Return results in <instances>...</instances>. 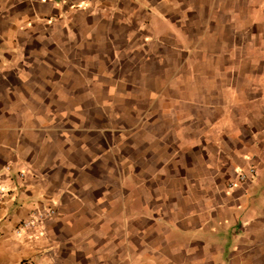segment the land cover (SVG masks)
<instances>
[{"label": "crops", "instance_id": "1", "mask_svg": "<svg viewBox=\"0 0 264 264\" xmlns=\"http://www.w3.org/2000/svg\"><path fill=\"white\" fill-rule=\"evenodd\" d=\"M0 185V264H264V0H0Z\"/></svg>", "mask_w": 264, "mask_h": 264}, {"label": "rangeland", "instance_id": "2", "mask_svg": "<svg viewBox=\"0 0 264 264\" xmlns=\"http://www.w3.org/2000/svg\"><path fill=\"white\" fill-rule=\"evenodd\" d=\"M102 77L101 74L93 75L95 86L92 107L85 105L84 97L79 98V102H83L78 105L79 114H82L83 119L85 116L88 117L87 121H83L81 124L83 126L91 125L94 128L109 127L110 130L130 129L137 123L134 121L135 99L129 91L114 89L112 84L109 89L104 88L101 82ZM153 110H155L154 107ZM90 115L93 118L89 117Z\"/></svg>", "mask_w": 264, "mask_h": 264}, {"label": "built area", "instance_id": "3", "mask_svg": "<svg viewBox=\"0 0 264 264\" xmlns=\"http://www.w3.org/2000/svg\"><path fill=\"white\" fill-rule=\"evenodd\" d=\"M62 1H66V0H62ZM252 174H254L252 169H250L248 173L240 172L239 174H237V180L239 182H246L249 176ZM20 176L23 177V174H20ZM230 186L234 187V183H230ZM3 198H4V191L0 185V204L2 203ZM54 213L55 211L52 208H47L45 210H41L33 213V215L28 220H26L21 224L20 228L17 229V232L23 229L26 230L34 229L37 225L52 219Z\"/></svg>", "mask_w": 264, "mask_h": 264}]
</instances>
